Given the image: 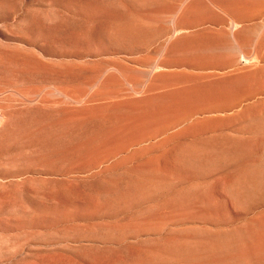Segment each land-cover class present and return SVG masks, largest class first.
Masks as SVG:
<instances>
[{"label":"rangeland","instance_id":"rangeland-1","mask_svg":"<svg viewBox=\"0 0 264 264\" xmlns=\"http://www.w3.org/2000/svg\"><path fill=\"white\" fill-rule=\"evenodd\" d=\"M0 264H264V0H0Z\"/></svg>","mask_w":264,"mask_h":264},{"label":"bare ground","instance_id":"bare-ground-1","mask_svg":"<svg viewBox=\"0 0 264 264\" xmlns=\"http://www.w3.org/2000/svg\"><path fill=\"white\" fill-rule=\"evenodd\" d=\"M156 88V87H155ZM184 93V92H183ZM153 101V100H152ZM146 102V101H145ZM151 102V101H150ZM149 102V103H150ZM154 102V101H153ZM153 103H151V105H152ZM156 105V104H155ZM146 106H148V104L146 105ZM153 108V107H152ZM156 108V107H155ZM154 109V108H153ZM143 113H145V112H143ZM149 113V112H148ZM141 113H139V115H140ZM144 115V114H143ZM155 115V114H154ZM152 116V115H151ZM150 116V117H151ZM127 117V116H126ZM133 117V116H132ZM157 117V116H156ZM128 118V117H127ZM131 118V117H130ZM144 118V117H143ZM136 119V118H135ZM126 120H128V119H126ZM138 122V121H137ZM125 123H127V122H125ZM124 123V124H125ZM151 123V122H150ZM134 125V124H133ZM140 126V125H139ZM143 126V125H142ZM145 127V126H144ZM135 128V127H134ZM137 129H139V128H137ZM145 129V128H144ZM154 130V129H153ZM130 131V130H129ZM142 131V130H141ZM149 131V130H148ZM136 133V132H135ZM149 133V132H148ZM145 134V133H144ZM147 134V133H146ZM130 136V135H129ZM135 136V135H134ZM137 139V138H136ZM140 139V138H139Z\"/></svg>","mask_w":264,"mask_h":264}]
</instances>
